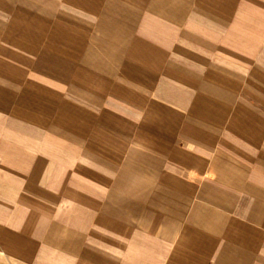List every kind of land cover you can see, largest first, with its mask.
I'll list each match as a JSON object with an SVG mask.
<instances>
[{
	"label": "crops",
	"instance_id": "1",
	"mask_svg": "<svg viewBox=\"0 0 264 264\" xmlns=\"http://www.w3.org/2000/svg\"><path fill=\"white\" fill-rule=\"evenodd\" d=\"M0 17V264H264V0Z\"/></svg>",
	"mask_w": 264,
	"mask_h": 264
},
{
	"label": "rangeland",
	"instance_id": "2",
	"mask_svg": "<svg viewBox=\"0 0 264 264\" xmlns=\"http://www.w3.org/2000/svg\"><path fill=\"white\" fill-rule=\"evenodd\" d=\"M52 19H54V20L51 21L50 23L62 20V23L66 26V25H72V24L76 23V19H78V18H75L73 16H69V17H64V18H52ZM2 20H4V18L0 17V25L3 27L4 25H2ZM3 39L5 40V35H4V32L2 31V32H0V41Z\"/></svg>",
	"mask_w": 264,
	"mask_h": 264
}]
</instances>
